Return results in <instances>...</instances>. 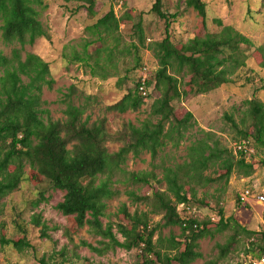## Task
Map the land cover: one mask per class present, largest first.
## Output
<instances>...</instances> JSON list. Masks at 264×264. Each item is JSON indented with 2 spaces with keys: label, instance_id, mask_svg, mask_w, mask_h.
<instances>
[{
  "label": "trees",
  "instance_id": "1",
  "mask_svg": "<svg viewBox=\"0 0 264 264\" xmlns=\"http://www.w3.org/2000/svg\"><path fill=\"white\" fill-rule=\"evenodd\" d=\"M62 1L76 3L91 17L96 14L98 0ZM185 3L201 18L206 34L177 47L170 35L173 17L162 11V0H156L152 11L165 22L166 37L154 47L158 70L155 74L151 73L146 86H153V90L161 92L160 99L153 103L151 109L152 119L157 122L149 120L141 127L126 125L117 138L123 147L119 152L110 154L106 144L113 141L114 136L108 132L106 120L90 125L89 119H83L85 109L81 106L66 101L65 120H43V88H51L54 83L50 79V67L39 56L28 53L23 56V51L39 39H50L38 10L45 7V0H0V201L16 192L26 179L37 184L46 180L55 190L65 193L56 210L71 218L75 227H88L104 240L100 242L102 248L84 244L94 253L104 255L116 248L129 252L136 250L144 259L143 264H193L202 258L199 242L210 233L212 221L183 219L178 212L181 205L184 211L190 209L191 200L195 197L189 184L216 182L204 175L210 165L225 171L220 181H228L235 172L246 178L254 172L253 163L248 162L244 153L239 152L235 156L232 148H222L216 141L213 146L205 140L199 141L190 148V163L165 168L163 178L158 182L166 185L164 192L157 191L150 197L137 199L145 203L152 201V211L163 214V228L181 229V240L171 238L166 251L158 250L163 240L154 242L156 228L149 225V213L131 215L127 206L122 205L116 216L127 218L129 226L111 222L104 226L102 222L106 215V202L117 195L112 189L115 183L113 177L122 171L121 166L127 157L131 153L139 155L148 152L155 158L169 142L178 145L192 127L193 114L188 112L178 119L175 117L174 102L190 95H206L229 84L231 76L247 66L250 55L246 52L252 48L261 55V67L264 68V44L255 47L251 39L232 27H224L220 21H216L222 27L220 32H207L206 3L203 0H185ZM132 15L130 12L118 18L111 10L89 26L87 33L91 39L84 42L83 53L76 55V61L94 71L100 67L109 70L115 69L119 57L131 56L136 61L134 69L140 67V74L145 67L141 51L146 49L142 22L134 25L139 42L124 48L119 45L120 26L126 22L132 24ZM108 40L112 42L108 43ZM2 44L7 47L19 45L20 49L13 48L7 56L1 49ZM139 87L138 75L135 87L121 101L108 106L106 111L125 114L141 109L146 101L151 100L152 92L144 96ZM246 106L242 118V122H246V130L239 132L241 138L234 143L245 140L254 149L255 155L256 146L264 148V103L253 98L246 102ZM247 122H250L249 126ZM27 167L30 169L28 174ZM124 175L126 181L133 185H148L150 180L155 179L152 173L124 172ZM187 187L190 189L187 190ZM232 221L222 217L216 230L227 229ZM32 224L41 228L42 235H46L47 227L40 216L34 217ZM15 225L23 237L19 240L1 237L0 246H13L19 252L30 249L24 228ZM115 226L123 237L122 242L113 233ZM239 229L250 236L256 235L245 228ZM233 245L232 241L220 247L222 259L230 254ZM250 245L246 252L255 255V248L258 249L260 253L253 259L262 261L264 234L256 244Z\"/></svg>",
  "mask_w": 264,
  "mask_h": 264
},
{
  "label": "rangeland",
  "instance_id": "2",
  "mask_svg": "<svg viewBox=\"0 0 264 264\" xmlns=\"http://www.w3.org/2000/svg\"><path fill=\"white\" fill-rule=\"evenodd\" d=\"M203 1L207 5L209 20L207 32H220L222 27L216 24V21H220L224 27H232L251 39L255 47L264 44V0ZM155 2L156 0H98L96 14L91 17L86 9H80L76 3L45 0V7L38 10L40 21L50 39H39L35 45L27 46L23 51V56L27 53L39 56L50 67V79L54 83L51 88H43L42 93L41 109L45 111L42 115L45 122L65 120L66 101L81 106L85 109L83 119H89L90 125L102 119L106 120L107 130L114 136L113 141L106 144L110 154L119 152L123 147V143L117 138L126 125L141 127L149 120L157 122L152 119L151 109L153 103L160 99L161 92L153 90V86L150 87L151 100L146 101L138 111H128L125 114L106 111L108 106L121 101L135 87L140 67L134 69V57H119L115 69L100 67L95 71L76 61V55L83 53L84 42L91 39L87 33L89 26L94 25L111 10H114L118 18L131 12L133 23H122L119 29L120 48L139 42L134 25L142 22L146 49L141 51V57L148 69V75L155 74L158 61L154 47L166 37L165 22L152 11ZM162 4V11L173 17L170 35L171 41L177 47L206 34L201 18L187 8L185 0H162ZM111 42L112 40H108V43ZM13 48L20 49V46L1 45L7 56H10ZM246 54L250 55L247 66L231 76L229 84L206 95H190L174 102L175 117L181 119L188 112L194 117L192 127L178 145L169 142L159 150L155 158L148 152L139 155L131 153L127 157L121 166L122 171L113 177L115 183L112 189L117 195L106 202V215L102 219L104 226L109 222L129 226L127 218L116 216L121 206L126 205L131 215L149 213V225L156 228L154 242L163 240L158 246L159 251L168 249L171 238L181 240L179 227H162L163 214L152 211V201L145 203L137 199L150 197L157 191L164 192L166 185L158 183L163 178L164 169L190 163V148L199 141L205 140L210 146L216 141L222 148L229 149L234 141L241 138L239 132L246 130V122H242L247 109L246 102L256 98L264 103V68L261 67V55L255 48ZM249 125L250 122H247V126ZM255 150V155L247 157L248 162L254 165V172L250 177L246 178L235 172L228 181H220L219 178L225 171L210 165L204 175L217 180L216 182L189 184L195 197L191 200L190 209L184 211V206L181 205L178 212L183 219L212 221L209 226L210 233L199 242L202 258L193 264H245V261L246 264H264V257L262 261L253 259L260 253L258 249L255 248V255L246 252L251 247L250 244H256L264 234V205L253 198L241 201V196L248 190L253 196H264V148L256 146ZM29 171L27 167V174ZM124 172L152 173L155 179L150 180L148 185H133L126 181ZM190 188L187 187V190ZM64 195V192L55 190L46 180L37 184L26 179L16 192L0 201V238L21 239L23 234L15 225L18 224L24 228L31 244V248L23 252L17 251L13 246H0V264H143L144 259L136 250L129 252L116 248L104 255H98L86 247L85 243L102 248L100 242L104 240L88 227H75L71 218L56 210ZM36 216H40L47 227L46 235H42L41 228L32 224ZM222 217L224 220L233 221L227 229L216 230ZM240 227L256 235L250 236L242 232ZM113 233L120 242L123 241L116 226ZM232 241L234 245L230 254L222 259L220 247ZM168 252L173 253L169 250Z\"/></svg>",
  "mask_w": 264,
  "mask_h": 264
},
{
  "label": "built area",
  "instance_id": "3",
  "mask_svg": "<svg viewBox=\"0 0 264 264\" xmlns=\"http://www.w3.org/2000/svg\"><path fill=\"white\" fill-rule=\"evenodd\" d=\"M147 71H148V69L144 67L142 69V72L139 75V79H140V87H139V90L142 92V94L144 96H147V95L151 94L150 87H147L146 86V82H147L148 77H149ZM231 148H232L235 156H237V154L239 152L240 153H244L247 157H251L254 154V149L245 140H242V141L237 142V143H233ZM251 198L256 199L260 204L264 205V196H262V195L253 196V194L249 190L246 191L241 196V201H244L245 202V201H247V200H249ZM244 259H246V258H244ZM245 264H246V261H245ZM252 264H257V263H252Z\"/></svg>",
  "mask_w": 264,
  "mask_h": 264
},
{
  "label": "bare ground",
  "instance_id": "4",
  "mask_svg": "<svg viewBox=\"0 0 264 264\" xmlns=\"http://www.w3.org/2000/svg\"><path fill=\"white\" fill-rule=\"evenodd\" d=\"M231 148V147H230ZM256 196H258V195H256ZM263 196V195H262ZM256 200V199H255ZM257 201V200H256ZM258 202V201H257ZM259 203V202H258Z\"/></svg>",
  "mask_w": 264,
  "mask_h": 264
},
{
  "label": "crops",
  "instance_id": "5",
  "mask_svg": "<svg viewBox=\"0 0 264 264\" xmlns=\"http://www.w3.org/2000/svg\"><path fill=\"white\" fill-rule=\"evenodd\" d=\"M231 147H232V144H231ZM247 201H249V200H247ZM257 202V201H256ZM258 203V202H257Z\"/></svg>",
  "mask_w": 264,
  "mask_h": 264
}]
</instances>
